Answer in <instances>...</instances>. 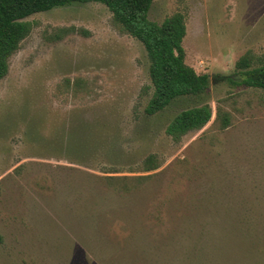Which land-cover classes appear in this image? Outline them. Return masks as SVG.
<instances>
[{
  "label": "rangeland",
  "instance_id": "rangeland-1",
  "mask_svg": "<svg viewBox=\"0 0 264 264\" xmlns=\"http://www.w3.org/2000/svg\"><path fill=\"white\" fill-rule=\"evenodd\" d=\"M176 13L210 86L155 116L147 52L105 5L25 19L0 81V264H264V96L236 69L264 64V0H153L149 18ZM206 104L204 128L166 133Z\"/></svg>",
  "mask_w": 264,
  "mask_h": 264
},
{
  "label": "trees",
  "instance_id": "trees-1",
  "mask_svg": "<svg viewBox=\"0 0 264 264\" xmlns=\"http://www.w3.org/2000/svg\"><path fill=\"white\" fill-rule=\"evenodd\" d=\"M77 3L105 5L121 31L143 44L150 61L149 76L153 88L145 108L147 116L163 112L179 97L199 96L209 89V75L198 74L186 63L183 45L187 33L185 16L176 13L158 24L149 18L153 0H0V81L8 74L10 58L32 31V24L25 19ZM252 66L248 57L236 63L241 75L239 84L261 89L264 96V64ZM212 117L213 110L207 104L188 108L175 116L166 133L175 142H180L188 133L204 128ZM217 117L222 129L230 126L229 113L218 109ZM143 166L145 172H150L158 169L159 163L154 155H150ZM138 178L145 180L147 177ZM125 188L128 190L129 186Z\"/></svg>",
  "mask_w": 264,
  "mask_h": 264
}]
</instances>
